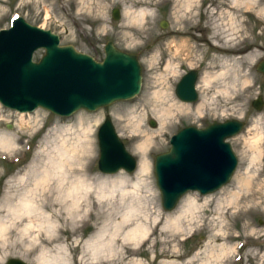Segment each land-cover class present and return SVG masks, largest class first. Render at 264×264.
I'll use <instances>...</instances> for the list:
<instances>
[{
    "label": "rangeland",
    "instance_id": "rangeland-1",
    "mask_svg": "<svg viewBox=\"0 0 264 264\" xmlns=\"http://www.w3.org/2000/svg\"><path fill=\"white\" fill-rule=\"evenodd\" d=\"M145 1L147 0H0V29L8 28L12 18L21 16L33 25L56 33L60 44H71L96 60L104 57L103 46L110 40L117 48L137 54L142 76L140 91L133 98L94 111L78 110L68 117L38 107L23 113L33 116L34 111L38 110L45 117L30 119L25 125L20 124L19 112L0 104V136L8 137L16 146L15 149H10L0 145V264H5L9 258H19L27 264H35L26 260L24 250L14 243L12 217L22 201H31V197H34L27 189L16 187L20 178L27 173L30 163L38 154L46 156V151L53 156L59 147L61 137L49 134L51 128L67 127L77 121L92 126L93 152L87 160L89 174L88 177L80 178L93 181L94 188L100 179L134 180L135 171L128 173L120 170L107 174L98 169L96 133L106 115L110 116L125 148L137 159V166L141 155L135 147H145L149 177L139 188L143 192L149 191L148 211L159 219L156 234L150 235L141 244L140 254L123 259L113 257L111 264H136V261L141 264H162L175 258L164 257L160 252L172 249L175 244L180 253L179 259H176L178 263L205 264V245L213 243L212 236L219 238L215 243L234 247V250L222 258V264H264V107L256 110L251 105V101L258 95H262L264 99V75L255 70L256 63L264 59V0H252V7L235 4L232 0H199L192 4L191 14L184 17L175 14L176 0H149L151 16L146 19L151 28L149 32L143 31L139 21L127 23L124 15L129 8L139 11L146 7ZM114 8H118L120 12L117 20L112 18ZM231 16L234 17L233 22L230 20ZM190 17L193 27L189 24ZM214 20H217L221 30H234L238 41L248 38V42L260 50L253 60L231 64L232 71L230 70L224 82L214 79L204 85L202 79L204 75L206 77L205 73L218 71L221 67L219 61L211 63L216 53L206 41L212 34ZM162 22H166L165 27L160 26ZM195 46L201 50L198 51ZM42 53L43 50L40 49L35 51L33 60H38ZM152 58L155 61L148 64L146 60ZM190 69L198 71V100L183 102L176 96L175 86L180 77ZM232 74L236 75L234 85H227V92L219 90L225 82H232ZM164 80L169 84L170 97L174 102L190 107L161 118L153 115L150 110L160 108L154 92L164 86ZM202 99H205V106L197 110V102ZM230 119L240 120L244 126L238 134L227 138L237 158V165L229 182L221 188L232 187L236 190L235 184L238 181L246 183L240 194L243 201L240 206L242 209L252 207L253 211L246 216L234 217V213H238L241 208L231 207L225 214V224L220 225L221 222H218L215 215V198L205 206L202 198L210 193L202 195L197 191H188L187 193L197 196V208L189 217L181 220L186 230L178 235L169 229L162 230L166 216L177 209L181 198L187 193L179 199L173 210L166 211L162 208L154 175V157L168 151L170 137L181 128L188 125L202 128L213 122ZM150 120H154L156 126H150ZM42 147L46 149L44 153L39 152ZM103 199L105 200L95 197L92 199L94 205L88 207L92 208V215L82 213L77 223L70 225L65 222L63 230L58 234L54 232L64 245L73 246L75 239L78 240V247L67 251L71 257L76 258L81 246L98 231H113L120 219L119 215L125 212L118 190ZM220 228L225 233L220 232ZM227 234L238 236L225 239ZM195 254L198 255L197 260L190 262ZM32 258V254L28 256V259ZM210 260L212 264H221L214 257Z\"/></svg>",
    "mask_w": 264,
    "mask_h": 264
},
{
    "label": "bare ground",
    "instance_id": "bare-ground-1",
    "mask_svg": "<svg viewBox=\"0 0 264 264\" xmlns=\"http://www.w3.org/2000/svg\"><path fill=\"white\" fill-rule=\"evenodd\" d=\"M163 1L160 0V2ZM176 1L175 14L178 13L180 17H184L191 14L192 4L199 0ZM232 1L245 7L254 5L252 0ZM144 3L146 7L141 8L139 11L129 8L124 12V15L127 23L139 21L144 28L143 31L149 32L151 28L148 26L146 19L149 15L151 16L150 8H148L150 1L147 0ZM191 18L189 24L193 27L194 24ZM233 18V16L230 17L231 22H233ZM216 21L214 20L212 34L206 38V41L216 53L212 57L211 63L219 61L221 67L218 71H207L205 73L206 77L204 75L202 79L204 85L214 79L224 82L230 70L232 71L231 64L236 65L242 61L253 60L260 50L256 45H251L248 38L242 39V42L238 41L234 30L231 32L225 28L221 30ZM241 43H244V45H241ZM195 48L198 51L201 50L198 46H195ZM154 61V58L146 60L148 64ZM235 77L236 75L232 74L230 77L232 82H225L221 85L223 88L219 90L222 89V92H227V85L233 86L236 80ZM164 81V86L154 92V98L159 103L160 108L150 110L153 115H158L161 118L171 116L174 111H183L190 107L177 105L170 97L168 82ZM204 106L205 99L199 100L196 109L201 110ZM18 114L20 124L25 125L29 123L30 119L45 117L44 113L38 110L34 111L33 116L23 112ZM48 133L61 137L55 154L50 156L47 154L45 147H42L39 152L44 153L46 151V156L36 155L28 166L27 173L20 178L16 186L19 189H27L28 192L34 195V197H31V201H22L21 206L13 212L12 217L14 243L24 250L25 259L31 260L35 264H111L113 257L123 259L129 255L140 254L142 252L141 244L150 235L156 234L157 225H159L158 216H152L147 208L149 191L143 192L139 188L141 184L147 182L149 177L145 147H135V150L141 155V161L135 169L133 181H130L129 178L110 181L100 179L94 188L93 181H84L80 178V176L88 177L89 174L87 160L91 158L93 152L92 139L94 132L92 126L77 121L67 127L55 126ZM256 143L257 140H255ZM0 145L10 149L16 148L14 143L4 135L0 136ZM245 184L238 181L235 184L236 190L232 187H223L216 192L203 196L205 206L208 205L209 200L215 198V215L218 222H221L220 225L225 224V214L229 208H241L243 201L240 194L246 187ZM115 190L119 191V200L123 204V208H126L125 212L119 215L120 219L116 228L113 231L100 230L92 235L81 246L76 258L68 255L67 251H72L78 247V240L75 239L73 246L62 244L57 237V234L63 230L62 225L65 222H69L70 225L77 223L82 213L92 215V208L88 209V207L94 205V201L91 202L92 199L95 197V199L103 201L105 200L103 198L111 195ZM196 208L197 196L187 193L181 198L177 209L166 216L162 230L169 229L177 235L182 234L186 228L181 220L189 217V214ZM251 211H253L252 207L241 208L238 213H234V217L246 216ZM1 231L2 227H0ZM219 231L225 233L222 228ZM235 236L238 235L227 234L225 239ZM211 240L212 244L205 245V264H212L210 260L212 257L220 262L222 258L226 257L227 253L234 250L233 246L215 243L219 240L217 236H212ZM177 247V244H175L172 249L160 252L164 257L172 256L175 258L164 261L162 264H180L176 261L180 257ZM215 249L217 250L215 251ZM31 254L33 258L28 259ZM197 258L198 255L195 254L190 262L197 260ZM220 263L222 264V262ZM136 264H141V262L136 261Z\"/></svg>",
    "mask_w": 264,
    "mask_h": 264
},
{
    "label": "water",
    "instance_id": "water-1",
    "mask_svg": "<svg viewBox=\"0 0 264 264\" xmlns=\"http://www.w3.org/2000/svg\"><path fill=\"white\" fill-rule=\"evenodd\" d=\"M112 18L119 19L118 8ZM166 26V22L160 24ZM43 50L38 60L34 52ZM104 57L96 60L73 45L60 44L59 36L49 29L15 16L9 28L0 29V104L17 112L41 107L59 116H70L78 110L94 111L136 96L141 88V65L136 53L117 48L108 40ZM256 70L264 75V59ZM197 70L183 74L175 94L183 102H196ZM251 105L264 107L262 95ZM150 126H156L150 120ZM244 123L237 119L213 122L199 128L188 125L169 140L168 151L154 157V175L162 208L173 210L188 191L200 194L214 192L226 185L237 165V158L225 139L238 134ZM97 166L102 173L135 171L137 159L125 148L109 115L96 133ZM5 264H27L9 258Z\"/></svg>",
    "mask_w": 264,
    "mask_h": 264
},
{
    "label": "flooded vegetation",
    "instance_id": "flooded-vegetation-1",
    "mask_svg": "<svg viewBox=\"0 0 264 264\" xmlns=\"http://www.w3.org/2000/svg\"><path fill=\"white\" fill-rule=\"evenodd\" d=\"M255 70H256V68H255ZM257 71V70H256Z\"/></svg>",
    "mask_w": 264,
    "mask_h": 264
}]
</instances>
